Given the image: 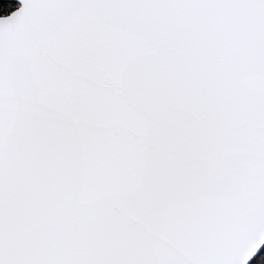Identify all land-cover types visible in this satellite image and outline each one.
Wrapping results in <instances>:
<instances>
[{
  "label": "snow or ice",
  "instance_id": "6c2138e0",
  "mask_svg": "<svg viewBox=\"0 0 264 264\" xmlns=\"http://www.w3.org/2000/svg\"><path fill=\"white\" fill-rule=\"evenodd\" d=\"M0 264H264V0H0Z\"/></svg>",
  "mask_w": 264,
  "mask_h": 264
}]
</instances>
